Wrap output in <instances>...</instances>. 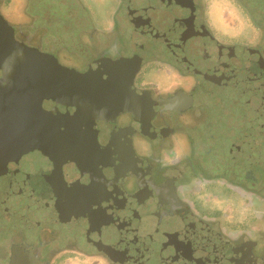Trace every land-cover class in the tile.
<instances>
[{
    "label": "flooded vegetation",
    "instance_id": "flooded-vegetation-1",
    "mask_svg": "<svg viewBox=\"0 0 264 264\" xmlns=\"http://www.w3.org/2000/svg\"><path fill=\"white\" fill-rule=\"evenodd\" d=\"M30 2L0 0L17 40L78 72L130 59L157 108L71 129L77 160L0 164V264H264V0Z\"/></svg>",
    "mask_w": 264,
    "mask_h": 264
},
{
    "label": "water",
    "instance_id": "water-1",
    "mask_svg": "<svg viewBox=\"0 0 264 264\" xmlns=\"http://www.w3.org/2000/svg\"><path fill=\"white\" fill-rule=\"evenodd\" d=\"M130 62L99 60L87 71L78 72L17 40L0 15V164L35 149L54 164L77 160L76 151L83 143L81 137L69 132L71 129L94 123L96 118L113 120L121 112L136 115L155 111L157 107L147 99V106L145 100L139 102ZM44 99L56 102L50 112L41 106ZM70 106L76 108L73 115L66 111ZM93 187L89 180L78 182L75 189L63 185L61 200L70 210L80 209L79 203H96L97 199L75 197ZM113 187L114 183L110 191Z\"/></svg>",
    "mask_w": 264,
    "mask_h": 264
},
{
    "label": "rangeland",
    "instance_id": "rangeland-1",
    "mask_svg": "<svg viewBox=\"0 0 264 264\" xmlns=\"http://www.w3.org/2000/svg\"><path fill=\"white\" fill-rule=\"evenodd\" d=\"M32 1H34V2H30L28 4L32 8V10L35 9V6L33 7V5L36 4L38 1L39 7L41 6V8H42L43 5L45 7H49L52 10V12H54L56 15L62 14L66 9L69 8V4H67V5L59 4V2H58L59 0H32ZM102 1H104V2L102 3V5L100 4L98 7L100 15H103L105 13V9H108L111 6V4L113 3V0H102ZM16 2H17V0H16ZM94 5L97 6V4H94ZM14 8H15V10H12L11 16L18 17L19 8L17 9L16 6ZM0 13L5 18H7V20L10 22V19L7 17V14L4 10V7H0ZM54 29H55V27L53 25H51L49 30L52 31L53 33H55Z\"/></svg>",
    "mask_w": 264,
    "mask_h": 264
}]
</instances>
